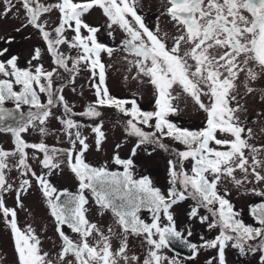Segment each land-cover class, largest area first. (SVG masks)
Returning a JSON list of instances; mask_svg holds the SVG:
<instances>
[{
  "label": "snow or ice",
  "instance_id": "snow-or-ice-1",
  "mask_svg": "<svg viewBox=\"0 0 264 264\" xmlns=\"http://www.w3.org/2000/svg\"><path fill=\"white\" fill-rule=\"evenodd\" d=\"M94 8L106 18L110 37L115 39L116 29L123 33L117 48L100 42L101 28L84 19ZM140 8L141 0H2L0 17L13 14L18 18L23 12L25 22L15 31L29 26L35 29L54 65L48 70L40 63V47L34 48L27 67H20L15 55L0 60V131L11 133L14 143L11 150L0 146V219L9 230L15 264H184L178 256L165 254L173 242L188 247V259H195L201 249L216 250L217 255L210 257L207 264H226L229 246L242 256L261 253L264 264V144L251 142L254 131L242 119L247 109L240 103L244 96L256 91L252 83L264 77V0H164L161 15L167 16L175 29L171 36L160 28L159 17L150 28ZM53 10L59 13L58 23L48 30V20L43 17ZM69 31L73 33L70 37ZM13 40L14 37H7L5 42L11 44ZM62 47L76 55L65 54ZM118 50L133 57H123L130 65L129 71L135 69L132 79L151 85V110L141 107L136 93L132 98L111 94L102 54L112 57ZM6 52L7 48L0 50V56ZM81 67L95 81V99L84 111L75 113L63 95V86L54 89V77L63 69L73 74L70 80L74 83ZM261 99L264 100V93ZM188 100L204 114L202 127H181L170 119L180 114L181 101ZM9 101L15 110L28 106L26 119L18 118L15 110L5 106ZM58 101L64 111L60 123L70 147L49 146L43 140L27 142L22 134L29 128H35L41 136L47 135L46 123ZM103 108L126 117L122 121L124 132L136 138L129 158H121L118 152L112 157L122 170H110L107 163L94 166L86 161L90 145L81 131L85 125L72 118L79 115L94 121L91 131L95 134L96 150L100 151L106 139L100 120ZM24 115L21 112V117ZM8 121H14L15 126ZM165 139L183 149H170L163 143ZM149 144L172 154L167 161L166 191L155 186L150 176L135 174L131 157ZM29 149L42 154L39 162L47 172L37 174L32 169ZM61 156L65 159L61 160ZM12 158L14 163H10ZM189 161L190 168H185L184 163ZM62 165L78 183L75 193L58 189L49 179L53 172L63 170ZM13 168L21 176L15 189L8 178ZM33 180L60 240L54 255L43 248L41 237L31 224L20 226L17 208L8 207L4 200V193L15 191L17 206L23 208L21 195L32 188ZM224 181L262 198L248 206L254 224L242 219L228 198L230 193L221 187ZM86 192L91 194L100 215L111 213L119 234L113 227L105 231L89 220ZM189 199L194 202L189 219L206 224L208 231L218 230L214 238L201 236L202 243H192L188 239L191 230L185 236L177 229L172 209ZM201 208L208 215H201ZM143 211L149 214L150 221L141 218ZM65 226L76 234L75 239L66 234ZM129 236L142 238L147 245L142 261L140 256L129 254ZM114 237L119 240L115 249Z\"/></svg>",
  "mask_w": 264,
  "mask_h": 264
},
{
  "label": "rangeland",
  "instance_id": "rangeland-1",
  "mask_svg": "<svg viewBox=\"0 0 264 264\" xmlns=\"http://www.w3.org/2000/svg\"><path fill=\"white\" fill-rule=\"evenodd\" d=\"M42 2L53 3L55 0H42ZM0 7H2V0H0ZM163 8L164 0H141L140 10L148 26L150 28L153 27V25L157 23V18L159 17L158 22L160 28L163 31H167L169 36H171L175 33V29L169 21V18L161 15ZM58 16L59 13L56 10H53L49 14H45L43 19L48 20V30H51L57 25ZM84 19L90 25L99 26L101 28L98 33L100 42L114 48L119 46L123 38V33L119 29H116L113 32L115 39L108 35V30L105 26L106 18L103 16L100 9L94 8L90 13L85 15ZM22 22H25L23 12L20 13L18 18L13 14H9L6 18L0 17V50L4 48L8 49V52L0 56V60L6 61L11 56L15 55L19 57L18 65L20 67H27V61L31 59L34 48L40 47L42 49L40 63H42L46 69L51 70V68L54 67L52 58L45 50V43L41 40L39 33L31 26L23 28L20 32L15 31L17 27H20ZM72 34L71 31L67 33L69 37ZM7 37H14L11 44L5 42ZM61 50L64 51L65 54L76 55L74 51L65 47H62ZM125 55L129 54L125 53L123 50L116 51L112 57H108L107 54H102V61L106 65L107 86L112 95L120 98H132L133 94L136 93V98L141 107L145 110H151L153 89L151 85L147 83L141 84L132 79V76L135 75V69L132 68L131 71H129L130 65L123 59ZM132 58L133 57L129 55V59ZM36 63V61H33V64ZM69 67H71V64H69ZM71 75L73 74L60 69L59 74L54 77V89H59L63 86V95L65 99L75 113H80L95 99L94 89L92 87V83L95 81L91 78L90 72L83 67H81L79 74L75 76L74 83L70 80ZM125 77H127V79H125ZM252 87H254L256 91L250 95L244 96V99L240 101L247 109V111L242 114V119L245 121L247 127L253 128L254 138L251 142L260 146L264 144V133L261 132V128H264V116L260 115L264 113V100L261 99V95L264 93V77L253 82ZM72 89H75V91ZM241 95H244L243 88H241ZM41 99L46 102V97L43 94H41ZM5 106L15 110L14 104L11 101L7 102ZM180 107L182 109L180 114L172 116L170 119L178 123L181 127L190 129L202 127L204 114L198 111L190 100L186 102L181 101ZM15 111L18 118L26 119V113L29 111V108L25 105L22 106V109ZM101 111L103 115L100 120L103 122V131L106 134V139L102 143L100 151L96 150L94 142L95 134L91 131V125H93L94 121L79 115L72 117L85 125L81 131L84 136L88 137L87 143L90 145L89 150L85 153V159L94 166H101L107 163L110 170H122L112 162V157L118 152L121 158H129L131 156V150L136 143V138L128 137L124 132V124L122 121L125 120L126 117H123L120 113L111 108H103ZM21 112L25 114L24 117H21ZM52 112L53 115L46 123L48 130L47 135L41 136L35 128H29V131L22 135L29 143H38L43 140V142L49 146L69 148L70 143L64 135L63 125L60 123V118L64 116V111L59 101L57 105L52 107ZM7 123L15 126L14 121H8ZM145 130L150 131V129L147 128ZM163 143L170 149H183L182 145L176 144L170 139L163 140ZM117 144L120 145L119 149L116 148ZM0 146L5 150H11L14 147L11 133L0 131ZM77 147H79V145H77ZM27 151L29 153L28 162L31 164L32 169L36 171L37 174L47 172L46 169L42 168L39 162L42 159V154L38 152L34 154V150L32 149ZM171 157V152L160 149L154 144H149L141 146V148L137 150L136 155L131 158L134 160V171L137 177L148 175L151 177L155 186L166 191L169 187L167 161ZM60 159L63 160L65 158L61 156ZM10 163H14V158L10 160ZM190 166V161L184 163L185 168H190ZM62 168V171L53 172L49 179L58 189H68L75 193L78 187L76 179L67 166L62 165ZM237 176L239 177L240 174L237 173ZM8 178L10 182L13 183L14 189L21 180L20 173L15 168L8 173ZM253 186L254 185H247V188ZM221 187L222 189L226 188L230 193L228 198L235 205L236 210L241 212L242 219H244L246 223L254 224V221L248 214V206L261 202L262 198L252 195L244 187H235L229 181H224ZM85 195L89 197V204L86 206L88 208L87 215L89 220L97 223L98 226L105 229V231L108 227H113L114 231L119 234V228L115 225L111 213L105 212L103 215H100V210L92 201L91 194L86 192ZM4 200L8 207L17 208V218L20 226L25 227L31 224L40 235L43 248L54 255L58 250L60 240L55 231V223L48 212L35 180H33L32 188L27 193L21 195V201L24 205L23 208L17 206L15 191L4 193ZM193 204L194 202L190 199L180 202L173 207L172 212L176 220L177 229L182 231L185 236L187 235V231L191 230L192 236L188 237V239L192 243L200 244L202 243L200 239L201 236L205 239H212L218 233V230L208 231L206 224H201L198 219H189L188 213ZM200 214L208 215L207 211L203 208L200 209ZM141 218L150 221L149 214L146 211L141 213ZM209 219H211V217H209ZM164 222L166 223V221ZM64 231L73 239L76 238V234H73L66 226ZM128 244L129 254L140 256L142 261L147 249V245L142 241V238L129 236ZM118 246L119 240L114 237L113 248L115 249ZM164 252L169 257L178 256L179 259L183 260L184 264H207V260L210 257L217 255L216 250L201 249L199 255H197L195 259H188L191 252L188 247L183 244L181 251L171 245V247L165 249ZM260 256L261 253L259 252L242 256L238 250L231 246L226 248V264H261ZM15 261L16 257L9 230L3 220L0 219V264H15Z\"/></svg>",
  "mask_w": 264,
  "mask_h": 264
},
{
  "label": "trees",
  "instance_id": "trees-1",
  "mask_svg": "<svg viewBox=\"0 0 264 264\" xmlns=\"http://www.w3.org/2000/svg\"><path fill=\"white\" fill-rule=\"evenodd\" d=\"M172 245H173V247H176V249L178 248L179 251L182 250V244L179 243V245H178V242H173ZM176 245H177V246H176Z\"/></svg>",
  "mask_w": 264,
  "mask_h": 264
}]
</instances>
